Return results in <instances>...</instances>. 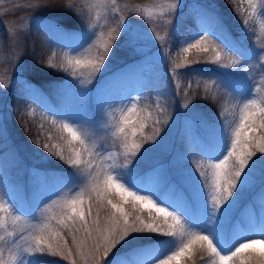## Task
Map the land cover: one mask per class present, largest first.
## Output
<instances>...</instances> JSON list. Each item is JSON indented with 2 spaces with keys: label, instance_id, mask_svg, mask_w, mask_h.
Segmentation results:
<instances>
[{
  "label": "snow or ice",
  "instance_id": "1",
  "mask_svg": "<svg viewBox=\"0 0 264 264\" xmlns=\"http://www.w3.org/2000/svg\"><path fill=\"white\" fill-rule=\"evenodd\" d=\"M229 2L244 25L241 36H233L215 11L198 7L195 30L181 36L173 29L167 41L155 30L142 32L138 22L129 18V13L137 16L142 10L122 9L117 0H103V23L101 14H94L85 0H37L30 6L52 9L74 21L70 28L50 18L41 27L56 39L59 48L69 50L56 63L57 52H51L46 67L63 70L75 80L65 77L62 84L55 85L59 97L55 105L46 102L43 89L24 81L27 97L40 103L42 116L31 141L35 158L27 168L31 196L22 199L18 184L8 187L0 183V264H8L6 251L15 254V264H42L48 258L56 264H180L181 260L196 264L194 257L203 264H264V251H255L256 245L264 249V95L254 96L258 85L264 84V42L245 43L255 37L248 28V15L255 14L259 6L264 16V0ZM179 3L169 4V11L174 12ZM16 39L17 32L9 30V45ZM147 40L156 42L157 51L110 72L115 50L123 46L143 53L145 48L137 45ZM165 43L167 49L174 43L183 53L193 49L211 53L209 58L218 65L212 73L213 83L240 105L239 120L230 124L218 109L215 120L199 114L186 116L181 150L166 163L157 162L144 170L140 165L150 153H172L162 139L155 149L145 148L140 160H135L144 144H156L158 126L167 121L147 112V102L138 109L142 99L147 101L144 91L126 92L124 82L140 75L146 64L163 65L173 81L169 103L172 96L182 95L185 109L191 100L188 89L192 83L199 87L194 80L187 88L175 82L177 77L198 74L177 72L183 64L173 59ZM222 56L227 62L220 63ZM184 64H188L186 58ZM98 75L95 85L87 87ZM8 86L0 77V91ZM192 93L195 95V89ZM160 95L158 91L152 101L157 108H161ZM204 99L215 100L208 85ZM106 107L120 115L117 119L108 113L113 122L101 128ZM167 107L161 108L166 116ZM34 112L31 109L27 115ZM45 122L51 127L46 128ZM22 126L29 130L27 120ZM97 134H110L116 151L97 144ZM0 149H7L0 152L2 179L7 167L21 163L19 149L9 144L2 116ZM257 153L261 155L253 159ZM50 161H58L59 169L49 167ZM257 181L258 218L250 206L240 209L243 195ZM21 219L35 223L17 232L15 225ZM247 249L253 251L246 253Z\"/></svg>",
  "mask_w": 264,
  "mask_h": 264
},
{
  "label": "trees",
  "instance_id": "2",
  "mask_svg": "<svg viewBox=\"0 0 264 264\" xmlns=\"http://www.w3.org/2000/svg\"><path fill=\"white\" fill-rule=\"evenodd\" d=\"M102 1L103 0H85L87 5L92 8L94 14L103 10L104 4ZM36 2L37 0H0V13H7L0 15V41H3V43L0 44V75L13 78L15 75L19 74L25 77L31 83L43 89L46 101L55 105L59 103L55 85L62 84L65 77L70 79L71 76L63 70L47 68V60L53 51L57 52V58L53 62L56 63L62 60V52L67 51V49L59 48L56 39L44 32L41 25L51 18L71 28L74 26V21L66 19L63 14L52 13V9L30 7ZM117 3L122 9L128 7L142 10L137 16H132L131 13H129V18L135 19L138 22V26L142 32L155 30L157 34L165 37V41L171 37L173 29H176L177 33L181 36L188 34L190 29L195 30V16L198 7L215 11L233 36H241L244 32V25L241 23V18L237 16L236 12L233 10L234 6L229 0H180L179 6L174 12L169 11L168 5L176 3V0H117ZM149 14H151V19H148ZM165 20H170L171 23L165 24ZM37 21L41 23L36 24ZM262 21H264V17H259L255 14L248 15V28L254 30L255 37L251 42L245 41L246 44H259L260 42H264V29L261 28ZM9 30H15L17 32V39L11 45L8 43ZM176 39L178 40L179 37ZM137 46L145 48V51L143 53H136L131 48L123 46L118 50L114 49L116 55L110 57V71L115 70L118 65L120 67L130 63L133 65L136 61L141 60L143 56H150L153 52L157 51V44L152 40L141 41ZM165 47L167 49L166 43ZM167 50L170 52V55H172L173 59L183 64V67L177 69V72H195L198 74L196 76L189 75L186 78L177 77L175 82L178 83L181 88H187V85L194 80L199 83V87H197L196 83H192V89H195V95H193L192 89H188L189 96L191 97L189 101V109L191 110L189 111V109L183 107L185 98L182 95L172 96L171 102L169 103L168 98L173 92V81L167 76V71L163 65L148 64V67H143L140 75H137V80L139 82H144L151 92V100L148 103L150 106L147 108V112L153 113L154 116L160 117L161 120L166 119L167 122L158 126L160 132L156 139V144H144L140 153L135 157V160H140V156L143 154L145 148L155 149L162 139H166L167 144L172 149V153L169 154L162 153L159 150L150 153L148 158L140 165L144 170L149 169L157 162H167L172 154L181 150L184 130L179 120L183 116H195L199 114L209 120H215L217 115L216 109H218L219 112L223 114V119L230 124L236 123L239 116L240 105L237 104V101L228 95L222 86L217 90L216 84L213 83V79L215 78L212 76V73L216 71L215 68H217L218 65L213 63L209 58L211 56L210 52L201 53L193 49L189 53H183L174 43L173 46ZM185 58L188 64H184ZM119 62L121 64L115 65ZM225 62L227 61L222 56L220 63ZM231 70L232 69H224V71ZM253 74H255V72H253ZM210 77L212 78L210 79ZM205 85H208L212 89L215 100L204 99ZM158 91L161 93L159 96L161 108L165 105L168 106L167 116L161 111V108H157V105L152 103V101L156 99V93ZM254 93L259 96L264 95V84L258 85V91ZM144 104L145 102L141 103L138 109ZM28 111L29 109L26 106L23 93L18 89H13L10 92L6 106L0 114V116L3 117L4 126L7 128L9 144L15 145V147L19 149L21 155V163L19 165H10L7 167L5 176H7V178L9 177L14 184H20L19 195L22 199H27L31 196V184L27 168L35 158V145H33L31 141L36 138L38 124L41 122V116L33 113V115L29 117L27 115ZM20 114L24 115L21 117ZM108 117V111L105 109L104 118ZM131 119L135 120L136 116L133 115ZM25 120L28 121V131L22 126ZM111 123L108 124L107 127H110ZM45 127L49 128L51 125L45 122ZM145 132L150 134V129H145ZM53 134L56 135L54 129ZM95 141L97 144H109L112 146V151H116L115 146L110 142L112 141L110 134L107 136L97 134L95 135ZM91 146L92 145H89V147ZM6 150L7 149H0V152ZM260 155V153H257V156L253 157V159H256ZM94 163L99 162L94 161ZM48 166L57 170L60 167L58 161H50ZM259 192L260 184L257 181V183L243 195L240 209H244L251 199L257 200L256 195L258 196ZM237 215H239V210ZM7 222L9 224V231H12L13 225L9 217ZM241 230H246V225H241ZM15 231L19 232L16 225ZM245 251L247 253L253 250L247 249ZM255 251L260 252L256 249ZM14 255V253L5 252V259L8 261V264H15L13 259ZM194 258L196 264H203V261L198 257ZM42 264H56V262L48 258L43 261ZM60 264H68V262L60 261ZM180 264H184L183 260L180 261Z\"/></svg>",
  "mask_w": 264,
  "mask_h": 264
},
{
  "label": "rangeland",
  "instance_id": "3",
  "mask_svg": "<svg viewBox=\"0 0 264 264\" xmlns=\"http://www.w3.org/2000/svg\"><path fill=\"white\" fill-rule=\"evenodd\" d=\"M103 2V1H102ZM104 11H105V8H103L102 11H100L99 13L101 14V23H103V19H104ZM260 12H261V8L258 6L257 7V10H256V13L255 15H258L259 17H264V16H261L260 15ZM41 23L40 21H37L36 24H39ZM264 24V21L261 22V25ZM189 34V33H188ZM188 34H185V35H188ZM67 51H69L67 49ZM115 59V58H114ZM118 64H121L120 62L119 63H116L115 65H118ZM128 65H132V63L128 64ZM144 68H147L148 67V64L144 65L143 66ZM122 68H125V66L123 67H120L119 65L117 66V68L113 71H110V72H115V71H118ZM107 73H101L100 75H106ZM100 75H98L93 81L91 84H87L86 86L91 88L95 85L96 83V80L100 79ZM0 77H2L3 79L7 80L8 81V84L9 86L7 88H5L3 91H0V114L1 112L3 111L4 107L6 106V103L8 102V99H9V95H10V92L13 90V89H18L19 91H21L24 95V98H25V103H26V106L28 107L29 110L31 109H35V114L38 115V116H42V110H41V105L39 102L37 101H33L32 99L28 98L27 97V94L25 93L24 91V81H29L28 79H26L25 77L23 76H20L19 74L18 75H15L13 78H9V77H6V76H3V75H0ZM16 80H19L20 83H14V81ZM69 80H75L74 77H71ZM30 82V81H29ZM123 89L126 91V92H139L141 90L144 91L145 93V96L147 97V101L145 100H141L140 104L143 103V102H147L149 103V101L151 100V92L150 90L146 87V85L144 84V82H139L137 80V76H131L129 77L123 84ZM254 96L256 98H259L260 96L258 94H255L254 93ZM48 102V101H46ZM49 103V102H48ZM50 104V103H49ZM139 104V105H140ZM52 105V104H51ZM138 105V106H139ZM119 107V105H117V108ZM108 113H114L115 117L118 119L119 118V115L120 113L118 111H115L114 109H111V108H108L106 107L105 108ZM185 118L186 116H183L179 122L181 124V127L182 129L184 130L185 128V124H184V121H185ZM239 120V116H238V119H237V122ZM111 122H113L111 120V117L109 116L108 118H104L102 121H100V127L103 128V127H107L108 124H110ZM66 134V133H65ZM112 142V141H110ZM91 145V144H89ZM105 148L112 151V146L109 145V144H104ZM166 163V162H164ZM0 183H4V184H7L8 187H13L15 186L16 184H14V182L11 181V179L7 176H4L2 179H0ZM20 186V184H18ZM21 187V186H20ZM7 190V189H5ZM256 198L257 200H253L251 199L246 206H250L252 208V211L256 214V217L258 218L259 217V213H260V209H261V202L258 198V196L256 195ZM9 219L12 221V217L9 216ZM31 223H35V221H28L26 219H21L17 222L16 224V227H17V230L19 232L21 231H25L27 230L29 227H30V224ZM253 235L255 236V238H259V235L258 233H253ZM255 249L258 250V251H264V249L261 248L260 245H256L255 246Z\"/></svg>",
  "mask_w": 264,
  "mask_h": 264
}]
</instances>
